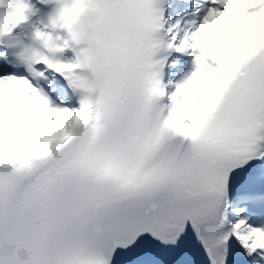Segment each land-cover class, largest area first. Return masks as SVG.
I'll list each match as a JSON object with an SVG mask.
<instances>
[{
  "label": "snow or ice",
  "instance_id": "1",
  "mask_svg": "<svg viewBox=\"0 0 264 264\" xmlns=\"http://www.w3.org/2000/svg\"><path fill=\"white\" fill-rule=\"evenodd\" d=\"M164 2L0 0V264H264V0Z\"/></svg>",
  "mask_w": 264,
  "mask_h": 264
},
{
  "label": "clouds",
  "instance_id": "2",
  "mask_svg": "<svg viewBox=\"0 0 264 264\" xmlns=\"http://www.w3.org/2000/svg\"><path fill=\"white\" fill-rule=\"evenodd\" d=\"M70 3L73 6V14H76L78 12H81L84 10L85 8V4H84V0H70ZM211 85L208 84L207 85V95L209 97V101L211 102V97L214 95L213 93H211Z\"/></svg>",
  "mask_w": 264,
  "mask_h": 264
},
{
  "label": "bare ground",
  "instance_id": "3",
  "mask_svg": "<svg viewBox=\"0 0 264 264\" xmlns=\"http://www.w3.org/2000/svg\"><path fill=\"white\" fill-rule=\"evenodd\" d=\"M178 53V52H177Z\"/></svg>",
  "mask_w": 264,
  "mask_h": 264
}]
</instances>
